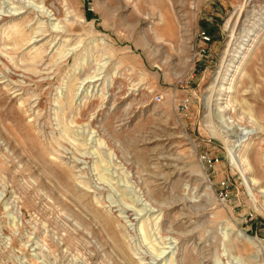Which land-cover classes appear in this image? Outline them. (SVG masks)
I'll list each match as a JSON object with an SVG mask.
<instances>
[{"label": "rangeland", "instance_id": "rangeland-1", "mask_svg": "<svg viewBox=\"0 0 264 264\" xmlns=\"http://www.w3.org/2000/svg\"><path fill=\"white\" fill-rule=\"evenodd\" d=\"M0 264H264V0H0Z\"/></svg>", "mask_w": 264, "mask_h": 264}, {"label": "bare ground", "instance_id": "bare-ground-1", "mask_svg": "<svg viewBox=\"0 0 264 264\" xmlns=\"http://www.w3.org/2000/svg\"><path fill=\"white\" fill-rule=\"evenodd\" d=\"M246 34H247V36L248 35H250L251 33H252V31H251V29H246ZM248 48V47H247ZM243 49H246V48H243ZM238 59H231L230 61H229V64H228V68L230 67V69H228V71H232V69L231 68H234L235 67V62H239V58H241L240 56H238L237 57ZM229 75V74H228ZM226 76H227V74H226ZM223 89H225V90H229L230 88L229 87H225V88H223ZM229 99H231V97L229 98L228 97V100ZM228 100H227V102H228ZM229 103H231V100H229ZM233 163L239 168V169H243V171L245 172V174L247 175V166H246V164H245V159H243L240 155L238 156V157H236V158H233ZM250 181V180H249ZM187 201V200H186ZM187 203H193L192 201H188ZM191 206H192V204H191ZM242 237L248 242V243H250V244H252L253 246H255L257 249H259L258 250V253L257 254H255L254 256H252L251 257V259L252 260H254V261H256V262H258L259 260V258L261 257V248H262V242L259 240V239H257V238H253V237H251V236H248L247 234H242Z\"/></svg>", "mask_w": 264, "mask_h": 264}, {"label": "built area", "instance_id": "built-area-1", "mask_svg": "<svg viewBox=\"0 0 264 264\" xmlns=\"http://www.w3.org/2000/svg\"><path fill=\"white\" fill-rule=\"evenodd\" d=\"M200 36H201V38H202V40L204 41V42H210L211 41V37L207 34V32H202L201 34H200ZM157 98V101H161L162 100V96H157L156 97Z\"/></svg>", "mask_w": 264, "mask_h": 264}, {"label": "crops", "instance_id": "crops-1", "mask_svg": "<svg viewBox=\"0 0 264 264\" xmlns=\"http://www.w3.org/2000/svg\"><path fill=\"white\" fill-rule=\"evenodd\" d=\"M220 8H222V12L220 13H216L217 16L221 17L222 14H224V12L228 9V6L227 4H224L223 2L220 3V5H218L216 7V10H220ZM223 9H226L225 11H223ZM212 50H214V47H212Z\"/></svg>", "mask_w": 264, "mask_h": 264}]
</instances>
